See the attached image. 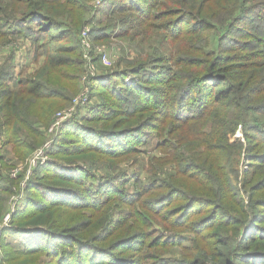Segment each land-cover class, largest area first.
Returning <instances> with one entry per match:
<instances>
[{"label": "trees", "instance_id": "1", "mask_svg": "<svg viewBox=\"0 0 264 264\" xmlns=\"http://www.w3.org/2000/svg\"><path fill=\"white\" fill-rule=\"evenodd\" d=\"M102 1L100 15L116 21L93 28L94 41L154 28L169 49L154 65L94 80L100 104L63 124L51 163L34 170L7 231L24 243L6 247L2 264H264V0ZM85 11L79 0H0L2 39L28 38L47 53L36 76L0 72V163L5 147L22 160L33 153L41 125L68 101L61 90L78 79L66 69L79 64L73 38L83 22L70 19ZM204 35L215 40L212 52ZM153 137L176 175L154 164L129 192L126 174L93 173ZM2 175L0 221L22 180Z\"/></svg>", "mask_w": 264, "mask_h": 264}, {"label": "rangeland", "instance_id": "2", "mask_svg": "<svg viewBox=\"0 0 264 264\" xmlns=\"http://www.w3.org/2000/svg\"><path fill=\"white\" fill-rule=\"evenodd\" d=\"M11 1L12 0H7L8 3H11ZM79 1L86 7L85 14L82 13L81 18L76 19L80 14V12H76L72 14V18L70 19L71 21L83 19L82 25L79 29H76L77 32L73 38L79 49L80 56L78 61H76L79 64L73 63L74 65L69 66L66 69V72L69 76H74V78L78 79L72 81L71 83L69 78V86L68 83H64L65 90H61L62 92H65L69 95L68 101L63 105V107L55 111L47 125H41L43 139L40 141L38 148H36L35 151L31 153L25 160H22L18 154L16 155L11 147H5L2 150L3 160L0 163V173L3 174V177H9L14 182L19 181L21 177L22 180L20 181V184L23 181L26 182L24 190H26L27 182L32 177L34 170L41 165H48V162L41 161V157H39V161H37V163L35 162V164L32 166H29L27 163H29L32 159L37 158L41 150L45 147V144L48 142L52 144L50 147L46 148V150L48 157L52 158L51 149L63 124L72 118H75L76 116L80 117L86 115L95 105L100 104L98 96H94L92 94L95 79L104 75H111L114 72L124 70L125 68L134 66L136 64L153 62L152 65H154L155 62L159 60V57L163 54H166L167 50L169 49V41L163 31L152 28L147 34L142 33L138 35L135 34L140 30V28H138V30L133 29V33H131L128 38H118L116 34L119 32V29H116L109 41L96 42L92 39V42L90 41L92 50L89 52L83 45V31L85 29H91L92 32L93 28H96L98 25H100V23L116 21V16L111 14L107 18L106 16L102 17L100 15V12L104 10L102 0ZM14 3L18 4L15 1ZM25 9V7L20 8L21 11L24 10V13L26 12ZM210 36L211 35H204V38H206L205 41H208L206 47L208 52H212L215 45L214 38ZM100 44L105 46V53L108 55V61L106 63H104L101 60V57L94 51L95 46ZM62 46H64V44ZM228 46L229 45L226 43L225 47L229 48ZM200 47H204L203 43L200 44ZM177 52L178 55L183 56L186 51H182L178 47ZM46 54L47 53H45L44 50H37V47L28 38L23 39L9 36V38L4 40L0 35V72L1 70L4 72V69L9 70L12 66V70L16 76L18 75L21 78L36 76L38 73L42 72L43 68L45 67ZM85 55L88 56L86 57ZM189 56L192 57L195 55L194 53H189ZM157 64L158 66L162 65L173 69V67L168 65V63ZM178 70L180 71L181 68L178 67ZM13 84L14 83L11 82L12 89L15 87ZM83 94L86 96V99H84L85 102H80L79 105L75 107V100L79 99ZM71 108L72 113L69 117L65 119V115L60 116L62 112H64L63 114H68L69 109ZM32 114L36 116L38 111L34 109ZM235 138H238L241 143H244L245 145V140L241 136V131L236 132ZM160 142V138L158 139V137H153L147 145L140 149V153L125 157L124 160L118 164H114L110 169L103 168L99 164L96 166V169L93 170V173L100 177L114 176L119 173L126 174L129 179V183L126 188L129 192L134 191L133 184L136 177L139 179H145L148 177L154 164L159 166L160 163H163L162 170L165 172V174L176 175V166L170 160V151L164 152L159 147ZM245 147L246 145L244 146V149ZM242 161L244 162L240 168V176H242L243 173L249 169L247 165V159H243ZM79 164L84 166L83 161H80ZM15 169L21 170L17 180L11 178L12 171ZM20 184L19 188H21ZM19 188L17 185H15L13 188L14 194L15 190L21 192V189ZM24 190L22 193L25 195L26 191ZM241 193L247 201L248 194L244 193L243 191H241ZM13 195L11 194L10 198ZM20 202L16 206H12L11 210L8 211L9 213L5 214L6 216H4V219L0 221V264H2L4 260L6 247H10L12 250L17 251V247L22 246L24 243L20 237L12 236L7 233V231L13 226V216L20 208L18 206L23 203ZM173 252L178 254L179 250L176 249Z\"/></svg>", "mask_w": 264, "mask_h": 264}, {"label": "built area", "instance_id": "3", "mask_svg": "<svg viewBox=\"0 0 264 264\" xmlns=\"http://www.w3.org/2000/svg\"><path fill=\"white\" fill-rule=\"evenodd\" d=\"M83 35H84L83 36L84 37L83 38V45L90 52L92 50V46H91V43H90V41L92 42L91 29H85L83 31ZM94 51H95L96 54H98L101 57V60L104 63H106L108 61V55L105 53V46L104 45L100 44V45L95 46ZM85 56L87 57L88 55H85ZM83 95L79 99L75 100V105H74L75 107H77L80 102H85L84 99H86V96L85 95L83 96ZM63 113L64 112H62L60 114V116H64L65 115L64 118L66 119L72 113V108L69 109V113L68 114H63ZM49 143L50 142L45 144V147L41 150V152H40V154L38 155L37 158L32 159L29 163H27L29 166L34 165L35 162L37 163V161H39V157H41V161H43V162L44 161L50 162V158L48 157V153H47V150H46V148L50 147L51 144H52V143H50V144ZM20 172H21L20 169L13 170L12 174H11V178L14 179V180H17L19 178ZM25 184H26V182L23 181L20 184L21 188H19V189H21V192H18L17 190H15V194L10 198V204L12 206H16L23 199L24 194L22 193V191L24 190Z\"/></svg>", "mask_w": 264, "mask_h": 264}]
</instances>
